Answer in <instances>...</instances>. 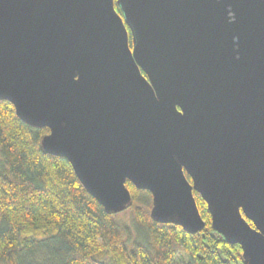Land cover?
<instances>
[{
    "label": "water",
    "instance_id": "1",
    "mask_svg": "<svg viewBox=\"0 0 264 264\" xmlns=\"http://www.w3.org/2000/svg\"><path fill=\"white\" fill-rule=\"evenodd\" d=\"M0 101L105 211L194 234L196 192L264 264V0H0Z\"/></svg>",
    "mask_w": 264,
    "mask_h": 264
},
{
    "label": "trees",
    "instance_id": "2",
    "mask_svg": "<svg viewBox=\"0 0 264 264\" xmlns=\"http://www.w3.org/2000/svg\"><path fill=\"white\" fill-rule=\"evenodd\" d=\"M48 134L0 101V264H244L240 246L212 228L198 193L205 227L189 234L153 220L152 195L126 181V223L86 192L65 159L42 151Z\"/></svg>",
    "mask_w": 264,
    "mask_h": 264
},
{
    "label": "rangeland",
    "instance_id": "3",
    "mask_svg": "<svg viewBox=\"0 0 264 264\" xmlns=\"http://www.w3.org/2000/svg\"><path fill=\"white\" fill-rule=\"evenodd\" d=\"M116 217L118 219H121V220L125 221L126 223H129L130 222V211L123 209V210L120 211V213L116 214ZM204 224H205V222H204ZM201 231H199V232H201Z\"/></svg>",
    "mask_w": 264,
    "mask_h": 264
}]
</instances>
